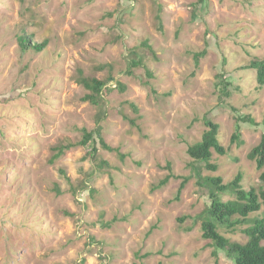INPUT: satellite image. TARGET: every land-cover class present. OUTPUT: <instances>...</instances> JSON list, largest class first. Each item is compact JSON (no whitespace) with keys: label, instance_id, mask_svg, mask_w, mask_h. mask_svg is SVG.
<instances>
[{"label":"rangeland","instance_id":"374dc122","mask_svg":"<svg viewBox=\"0 0 264 264\" xmlns=\"http://www.w3.org/2000/svg\"><path fill=\"white\" fill-rule=\"evenodd\" d=\"M198 1L0 0V264H235L202 237L209 199L188 148L211 119L228 154L214 153L218 170L202 165V176L227 184L242 174L245 190L261 188L264 168L249 154L264 134V87L245 66L264 59V0H207L194 21ZM23 33L47 48L23 53ZM133 48L153 78L142 67L126 74ZM110 66L126 91L110 82L98 122L79 80L106 79ZM237 115L257 124L242 126L241 143ZM98 126L117 152L97 141L95 159L77 146L50 163ZM250 225L220 232L244 244Z\"/></svg>","mask_w":264,"mask_h":264},{"label":"trees","instance_id":"16d2710c","mask_svg":"<svg viewBox=\"0 0 264 264\" xmlns=\"http://www.w3.org/2000/svg\"><path fill=\"white\" fill-rule=\"evenodd\" d=\"M206 5L207 0H199L195 3L192 16L194 21L200 17L199 11L203 10ZM157 19L160 20L159 15H157ZM32 40V36H28L25 33L18 36V45L23 53L29 51L42 53L49 43L48 40L38 43H33ZM142 46L143 48L152 50V46L147 40ZM205 54L206 51L197 53L195 55L196 60L199 61V58L204 57ZM141 67L147 69L145 55L139 48L130 49L128 70L126 71V74L133 75L134 69ZM101 69H105V67H101ZM245 69L255 71L259 87H264V59L253 58L245 66ZM112 73V66H110L109 74L106 79L101 80L96 77L81 76L79 80L80 85L87 91L82 98V101L89 102L99 108L98 122L105 120L107 117V107L105 106L106 96L113 91V88L109 86L110 82H115L116 88L120 91H126L125 84L117 81ZM147 73L150 78H153V74L149 72V69H147ZM222 77L223 75H220V78ZM221 86L224 95L230 96L229 87H231L232 84L228 81L221 80ZM233 110L235 112L237 111L235 109ZM125 119L128 118L125 116ZM235 119L236 131L232 137V142L239 141L240 131L243 125H257L250 115H237ZM132 125L135 126L134 121H132ZM205 126L207 129L203 132L201 140L188 148V155L195 163L193 165V170L197 177L199 190L207 194L209 199V205L199 217L202 222V237L203 239L210 241L211 245L216 249L224 252L228 258L234 261L235 264H264V219H249L252 214L260 212L264 206V172L260 175V180L262 182L261 188L259 190L251 189L249 191L243 188L242 174H239L234 181L227 184L223 182L221 177L202 176V165L210 171L215 172L218 170V166L211 163L214 153L221 156L228 154V150L221 145L219 141L220 125L206 117ZM97 141L102 148L107 151H118V149L110 147L105 142L101 134V127L98 126L93 131L84 129L82 139L78 143H67L56 147L54 149L55 154L50 159V163L53 164L57 159L63 156L65 151L77 146L88 149V154L95 159L97 154ZM249 159L256 162L259 170L264 168V134L259 144L250 152ZM97 166L98 170L102 171L105 167H108L109 164L100 160ZM62 174H65V172L62 171ZM168 180L169 177L156 185L154 189L163 187ZM184 186L185 183H182L179 189V194H181ZM85 189H88V187H85ZM57 191L60 192L59 190ZM225 195H232L234 198L224 200L223 196ZM244 224H251L248 228L242 231L248 237V241L244 244L233 242L220 232L221 228L235 232L239 226Z\"/></svg>","mask_w":264,"mask_h":264}]
</instances>
